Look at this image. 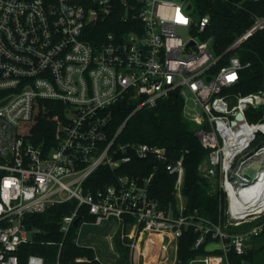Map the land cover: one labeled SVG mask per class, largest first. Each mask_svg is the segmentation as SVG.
<instances>
[{
	"label": "built area",
	"instance_id": "built-area-1",
	"mask_svg": "<svg viewBox=\"0 0 264 264\" xmlns=\"http://www.w3.org/2000/svg\"><path fill=\"white\" fill-rule=\"evenodd\" d=\"M120 3L130 28L111 22L118 0H0V264H20L17 251L32 236L26 214L73 199L78 204L62 219L64 235L77 217L81 245L84 226L127 228L123 238L129 237L130 264H178L181 237L190 229L199 233L194 248L212 238L220 246L209 248L210 242L206 248L222 250L190 264H233L231 253H246L253 237L264 233V115H248L264 106V90L233 88L250 65L237 50L264 28V16H255L217 53L213 38L204 37L211 14H201L192 0ZM102 24L114 28L102 35L97 31ZM175 93L208 151L200 166L203 175L219 177L218 221L187 210L183 155L170 161L165 147L118 142L124 124L109 135L115 104L129 98L134 112L154 109ZM38 99L64 107L57 144L49 149L21 130ZM134 156L149 159V174H120L101 188H85L99 167L114 170ZM253 163L258 175L248 182L243 170ZM161 164L175 176L173 200L166 205L152 194ZM81 206L93 220L78 215ZM59 256L51 264L86 259L61 263ZM27 264L47 263L30 254Z\"/></svg>",
	"mask_w": 264,
	"mask_h": 264
},
{
	"label": "trees",
	"instance_id": "trees-1",
	"mask_svg": "<svg viewBox=\"0 0 264 264\" xmlns=\"http://www.w3.org/2000/svg\"><path fill=\"white\" fill-rule=\"evenodd\" d=\"M192 1L198 4L201 14H211V21L204 37L213 38V46L217 53L223 52L237 36L248 29L253 24L255 16H264V0ZM118 2L120 5L111 17V22L115 21L120 26L127 25L126 29L130 28L128 22L123 20L125 8L120 0ZM112 28L114 27L110 24L108 26L102 24L97 31L103 35ZM237 54L243 62L250 61V65L240 71V79L233 88L240 93L264 90V28L247 39L237 50ZM135 105V101L128 98L113 106V115L108 125L109 135L114 136L124 124L117 137L118 142H145L165 147L170 161L183 155L185 165L183 192L187 197V210H198L201 215L218 221L221 191L211 192L209 180L200 172L201 163L208 151L203 148L196 136L194 125L183 115L182 96L175 93L161 101L154 109L142 108L134 112ZM63 108L57 101L38 99L33 117L21 128L22 132L36 144H43L47 149L53 147L58 141L57 120ZM248 115L251 119L263 116L264 106L249 110ZM148 160L134 156L131 162L124 163L114 170L108 166H101L87 178L85 188L92 190L101 188L115 182L120 174L127 173L131 176L149 174L152 166ZM159 167L154 176L152 194L166 205L173 200L175 176L170 174L164 165L161 164ZM77 204L78 202L73 199L49 206L43 212L25 215L24 224L32 231V236L31 240L22 243L17 251L20 264H27L30 254L42 256L47 264L56 263L59 253L61 263H74L77 257H83L86 259L79 264H103L95 258L96 251L93 247L76 242L77 227L72 225L66 235L61 231L63 217L70 214ZM78 215L89 221L94 219L85 206L79 208ZM243 227L242 225L235 229ZM198 236L199 233L192 229L183 233L178 264H189L199 255L222 251L216 249L211 252L206 248L208 243L214 241L212 238H207L202 245L194 248ZM61 242L63 245L60 250ZM114 245L121 253L118 264H129V246L124 243L120 232L115 237ZM263 249L264 241L257 247L247 248L246 253L242 255L232 252L231 262L259 264L258 256Z\"/></svg>",
	"mask_w": 264,
	"mask_h": 264
},
{
	"label": "rangeland",
	"instance_id": "rangeland-1",
	"mask_svg": "<svg viewBox=\"0 0 264 264\" xmlns=\"http://www.w3.org/2000/svg\"><path fill=\"white\" fill-rule=\"evenodd\" d=\"M193 124V123H192ZM194 125V124H193ZM195 129V126H194ZM200 172L203 174V171ZM211 184V192L220 191L219 186V177L207 178ZM114 223H103L98 226H84L82 232V243L93 247L96 251V254L102 262L109 264H118L121 259V253L117 250L115 243V237L120 232L121 238L124 240V243L127 245L128 238H123V234L127 232V228L115 227ZM114 241V243H113ZM264 241V234L253 237L250 241L248 248L255 246L257 247L260 242ZM128 246V245H127ZM219 242H212L209 244V248L219 247ZM130 252V249H129ZM259 260L261 264H264V249L259 253ZM132 261L129 253V264ZM259 262V261H258ZM259 262V264H260ZM190 264V263H189ZM191 264H201L199 262H192ZM257 264V263H255Z\"/></svg>",
	"mask_w": 264,
	"mask_h": 264
},
{
	"label": "water",
	"instance_id": "water-1",
	"mask_svg": "<svg viewBox=\"0 0 264 264\" xmlns=\"http://www.w3.org/2000/svg\"><path fill=\"white\" fill-rule=\"evenodd\" d=\"M190 7V5H189ZM242 116V115H241ZM243 175L245 177H247V181L248 182H252L255 180V178L257 177L258 175V164L256 163H253V164H250L248 167L244 168L243 170ZM240 180V178H239ZM80 220V217H77L74 221V225L77 226L78 225V222ZM198 258H201L202 256H197Z\"/></svg>",
	"mask_w": 264,
	"mask_h": 264
},
{
	"label": "snow or ice",
	"instance_id": "snow-or-ice-1",
	"mask_svg": "<svg viewBox=\"0 0 264 264\" xmlns=\"http://www.w3.org/2000/svg\"><path fill=\"white\" fill-rule=\"evenodd\" d=\"M232 77H230V79H231Z\"/></svg>",
	"mask_w": 264,
	"mask_h": 264
}]
</instances>
